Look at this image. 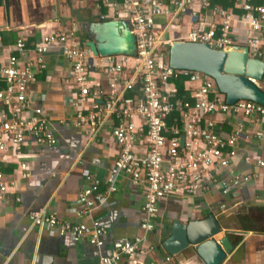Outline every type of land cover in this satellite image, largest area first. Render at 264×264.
I'll return each mask as SVG.
<instances>
[{
    "label": "built area",
    "instance_id": "1",
    "mask_svg": "<svg viewBox=\"0 0 264 264\" xmlns=\"http://www.w3.org/2000/svg\"><path fill=\"white\" fill-rule=\"evenodd\" d=\"M233 1L241 15L216 5L215 0H101L97 8L102 22L130 23L137 46L134 57L95 55L80 39L76 25L43 34L35 43L20 38L11 46L0 34V162L14 158L22 177L28 179L30 143L42 150L58 144L54 123L36 89L48 75L47 59L59 49L69 63L64 90L73 112L71 127L90 140L109 130L118 147L117 170L135 183H146L143 235L114 243L111 254L101 256L98 264H183L168 254L161 260L151 258L156 248L149 238L160 202L203 196L215 189L228 196L257 179L254 173L233 168L240 141L247 135L245 127L239 125L224 135L215 116L244 117L260 124L264 106L251 101L229 105L213 78L170 64V47L176 41L208 44L218 51L242 46L248 48L250 59L264 62V3ZM208 15L219 22L208 23ZM186 17L190 29L184 30L181 22ZM182 79L184 98L178 96L177 87ZM70 119L59 124L67 125ZM254 138L264 142V125ZM252 162L247 155L245 163ZM255 165L264 169V160L257 159ZM16 181L0 171V198L16 187ZM116 191V187L104 191L100 180L89 178L78 194L75 221L45 211L32 212L29 219L38 230H54L102 249L107 230L100 221L88 223V218Z\"/></svg>",
    "mask_w": 264,
    "mask_h": 264
},
{
    "label": "crops",
    "instance_id": "2",
    "mask_svg": "<svg viewBox=\"0 0 264 264\" xmlns=\"http://www.w3.org/2000/svg\"><path fill=\"white\" fill-rule=\"evenodd\" d=\"M100 2L0 0V34L5 44L11 46L20 38L35 43L43 34L72 29L76 25L80 39L86 43L83 25L101 21V11L97 8ZM239 12L236 14L241 15ZM207 17L210 24L219 22L212 15ZM159 22L166 23L165 19ZM181 26L184 30L190 29L187 17L183 18ZM47 62L48 75L42 78L36 91L42 97L46 115L54 123L59 142L48 150L30 143L27 150L32 159L28 179L22 177L14 158L0 162V171L17 179L16 187L0 198V264H98L101 256L111 254L114 243L143 235L140 223L146 183H135L117 170L118 147L112 142L109 130H103L95 140H90L84 132L71 127L73 112L68 108L64 90L69 63L59 49ZM64 118L71 119L67 125H60L59 120ZM215 119L224 135H230L239 125L245 127L247 135L240 141L233 168L240 173H254L257 179L242 189L232 190L228 196L215 189L203 196L161 201L156 228L149 238L156 248L152 259L161 260L167 255L163 242L171 236L175 221L189 224L213 214L223 227L217 239L230 231L227 237L233 250L223 264H264V234L244 232L237 219L239 214L257 216L258 209L264 208V169L255 165L257 159L264 160V142L254 138L258 128L264 125V119L260 124L244 117L217 115ZM247 155L253 159L251 165L245 163ZM89 178L100 180L104 191L117 188L88 218V223L100 221L107 230L102 249L86 240L75 242L69 235L32 226L29 215L37 211L57 213L65 221H75L78 194ZM175 257L183 264H204L191 250Z\"/></svg>",
    "mask_w": 264,
    "mask_h": 264
},
{
    "label": "water",
    "instance_id": "3",
    "mask_svg": "<svg viewBox=\"0 0 264 264\" xmlns=\"http://www.w3.org/2000/svg\"><path fill=\"white\" fill-rule=\"evenodd\" d=\"M83 30L86 45L95 55H136V40L128 21L91 22L84 24ZM248 54V48L242 46L218 51L208 44L176 41L170 47V64L177 70L200 72L213 78L229 105L251 101L264 106V91L259 85L264 80V62L250 59ZM184 145L185 139H182ZM229 232L225 231L224 237L217 239L223 227L213 214L189 224L177 220L163 248L171 256L191 250L204 264H223L233 250L227 237Z\"/></svg>",
    "mask_w": 264,
    "mask_h": 264
},
{
    "label": "trees",
    "instance_id": "4",
    "mask_svg": "<svg viewBox=\"0 0 264 264\" xmlns=\"http://www.w3.org/2000/svg\"><path fill=\"white\" fill-rule=\"evenodd\" d=\"M255 4H262L264 1L262 0H254ZM215 4L222 7L225 10H234L236 13L237 11L235 7V3L233 0H215ZM242 12H239L241 14ZM178 87V96L180 98H184L187 96L186 92L184 91V80H179L177 82ZM175 117H179V114H176ZM258 215H245L239 214L237 219L240 225V229L244 232H254L259 234H264V208L258 209Z\"/></svg>",
    "mask_w": 264,
    "mask_h": 264
},
{
    "label": "rangeland",
    "instance_id": "5",
    "mask_svg": "<svg viewBox=\"0 0 264 264\" xmlns=\"http://www.w3.org/2000/svg\"><path fill=\"white\" fill-rule=\"evenodd\" d=\"M260 87L264 90V80L259 83Z\"/></svg>",
    "mask_w": 264,
    "mask_h": 264
}]
</instances>
